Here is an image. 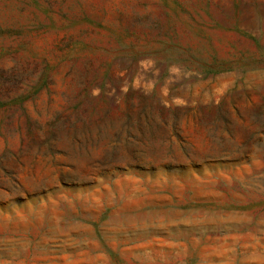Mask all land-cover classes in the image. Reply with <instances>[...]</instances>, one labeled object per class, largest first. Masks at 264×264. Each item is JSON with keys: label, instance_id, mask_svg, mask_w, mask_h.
<instances>
[{"label": "rangeland", "instance_id": "rangeland-1", "mask_svg": "<svg viewBox=\"0 0 264 264\" xmlns=\"http://www.w3.org/2000/svg\"><path fill=\"white\" fill-rule=\"evenodd\" d=\"M0 264H264V0H0Z\"/></svg>", "mask_w": 264, "mask_h": 264}]
</instances>
